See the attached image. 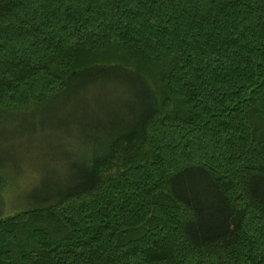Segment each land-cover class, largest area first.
<instances>
[{
    "label": "trees",
    "instance_id": "obj_1",
    "mask_svg": "<svg viewBox=\"0 0 264 264\" xmlns=\"http://www.w3.org/2000/svg\"><path fill=\"white\" fill-rule=\"evenodd\" d=\"M57 98L88 154L0 176V264H264V0H0V115Z\"/></svg>",
    "mask_w": 264,
    "mask_h": 264
},
{
    "label": "rangeland",
    "instance_id": "obj_2",
    "mask_svg": "<svg viewBox=\"0 0 264 264\" xmlns=\"http://www.w3.org/2000/svg\"><path fill=\"white\" fill-rule=\"evenodd\" d=\"M44 106L49 110L38 107L21 115H0V176L10 184L2 198L3 217L28 207L30 194L41 192L40 186L54 175L66 178L71 166L83 164L88 154L78 131L85 125L79 121L82 114L74 115L59 98L48 99Z\"/></svg>",
    "mask_w": 264,
    "mask_h": 264
}]
</instances>
